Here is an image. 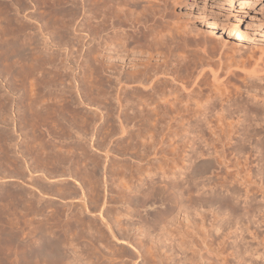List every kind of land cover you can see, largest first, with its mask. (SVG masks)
<instances>
[{
  "label": "rangeland",
  "instance_id": "374dc122",
  "mask_svg": "<svg viewBox=\"0 0 264 264\" xmlns=\"http://www.w3.org/2000/svg\"><path fill=\"white\" fill-rule=\"evenodd\" d=\"M103 1L92 0V4ZM71 3V0H28L26 10L21 14L14 0H0V264H264V223L256 224L254 214L253 198L257 190L254 185L256 174L253 173L256 163L252 149L254 128L250 122L239 126L236 119L227 118L223 123L226 127L223 124L213 126L214 132L210 131L211 127H202L204 124L195 122L193 127L191 124L190 134V137L198 134L195 140L184 135L175 136L171 131L175 127L172 126V135L168 136L170 132L164 130L166 136L163 140L156 139L159 141L157 145L150 140L141 142L134 137L137 133L134 123L132 126L126 123L125 133H120L116 120L117 107L104 110L103 107L90 106L81 92L86 83L77 82L81 80L84 62L91 65L96 59L99 65L104 66L103 69L117 63L118 60L113 61L112 52L100 48L102 41L115 32L121 37L128 36L129 49L143 53L141 60L145 63H162L160 54L173 62L174 67L170 69L179 70L178 74L188 82V88L201 89L203 96L209 95L214 84L211 78L216 74L217 77L219 75L218 83L224 85H220L224 89L221 88L222 98L237 99L246 105V91L252 88L248 79L252 60L264 48V11H257L259 4L264 5V0H116L114 4L107 3L108 6L128 10V17L120 15V25L114 29L111 26L108 29L98 27L97 32L94 29L95 35L92 27V31L87 28L88 34L80 31L77 25L78 6L74 7ZM32 11L42 14L46 28L36 22L39 19L35 20V16L29 17ZM17 18L22 21L32 19L35 25L32 29L19 31L14 26ZM16 49L21 50V56L33 51L41 57V53L45 52L53 60L61 61L59 74L64 84L53 89L49 87L48 90H53L50 95L46 93L41 97V100L43 97V100H49L50 106L53 103L55 106L43 119L22 120L26 111L19 108L20 104L17 105L18 93L11 86L16 75ZM150 52L152 57L147 60ZM108 53L112 56L108 57ZM109 58H113L112 61H108ZM123 59L127 63L130 58ZM121 64L123 62L119 64L118 61L116 68ZM227 64L233 69L224 67ZM124 69H129L128 65ZM92 72L87 71L89 81L94 80ZM113 80L114 83L116 79ZM161 80H165L163 75ZM168 81L170 83V79ZM113 83L111 86L114 87ZM111 86H104L102 90L106 92L105 97L110 96L107 100L113 102L118 85L114 90ZM57 89H61L60 92ZM25 101L24 105L29 102ZM58 104L61 108L64 105L62 111ZM54 109L60 116H74L78 121L91 116L95 129L89 127V133L82 135L81 131L79 133L78 129H72L66 121L63 122ZM188 113L187 118L192 115L189 119H194V113ZM59 128L77 133L70 138L58 137ZM48 129H54L52 132L57 133V138H50L46 132ZM96 129L102 133L114 132V135L103 139L98 134L94 137ZM194 129H198L199 133ZM240 133L244 134L243 140ZM188 139L192 140L191 143ZM145 142H149L148 149ZM152 144L156 149L160 147L158 149H161V154L164 153V159L158 157L160 152L158 149L154 151ZM172 149L176 151L174 154ZM197 150L201 151L200 155ZM145 153L148 155L145 156ZM170 153L175 155L174 159ZM141 154L145 159L141 158ZM151 154L156 155L153 157ZM69 155L75 158L78 166ZM172 160L173 163L176 161L177 168ZM81 165L88 168L83 167L82 170ZM139 171H144L141 175L148 177L149 174L151 177V180L146 178L141 187L138 185L144 175H139ZM162 173L176 179L174 184L178 187L175 185L177 193L174 201L170 197L173 191L160 180ZM181 173L184 177L179 175L184 179H181L182 182L178 178ZM161 189L163 191H159ZM147 191L149 196L145 194ZM178 192L181 197H177ZM140 227L142 230H139ZM146 231L147 235H143Z\"/></svg>",
  "mask_w": 264,
  "mask_h": 264
},
{
  "label": "bare ground",
  "instance_id": "6f19581e",
  "mask_svg": "<svg viewBox=\"0 0 264 264\" xmlns=\"http://www.w3.org/2000/svg\"><path fill=\"white\" fill-rule=\"evenodd\" d=\"M28 0H14V4L16 6V9L17 11H19L21 14H23L26 9V2ZM38 1V0H36ZM106 1V0H104ZM100 3V4H92V0H71V4L74 5V7L77 5V10H78V16H77V25H78V28H80L81 30L80 31H86L88 30L90 27H92V30L94 32V35H95V30L99 27H103L104 29L107 28L108 29V26H111L112 29H114V27L120 25V15L122 16H125L124 18L128 17L127 15H129V12L128 10H120L113 7L112 5L111 6H108L109 4L107 3H113L116 1V0H109V2H105L104 3ZM244 2H250V1H253V2H260L262 0H243ZM33 2H35V0H33ZM94 2V1H93ZM99 2V1H98ZM102 2V1H101ZM119 2V1H118ZM39 3V2H38ZM117 3V2H116ZM129 3V2H128ZM118 4V3H117ZM105 5V6H104ZM224 5V4H223ZM115 6V5H114ZM46 7V5H45ZM105 7V8H103ZM125 8V7H124ZM35 10V9H34ZM41 10V9H40ZM29 11V10H28ZM259 12H263L264 11V5L262 4H259L258 5V10ZM45 12V11H44ZM50 12V11H49ZM42 13V12H41ZM47 13V12H45ZM98 13L100 14V16H97ZM20 14V15H21ZM38 15V17H37ZM45 15V14H44ZM24 16V15H23ZM36 17L35 20H38L36 22H40V24L42 26H44L43 28H46L45 24H47L46 22L43 21V16L42 14H38L36 13V11H32L29 13V17ZM25 17V16H24ZM49 17V16H48ZM38 18V19H37ZM123 18V17H122ZM15 19V18H14ZM27 19V18H26ZM46 19V18H45ZM53 19V18H52ZM76 19V18H75ZM203 19V17L201 18ZM34 20V19H33ZM34 20V21H35ZM124 20V19H123ZM43 21V22H42ZM53 22V21H52ZM69 22V21H68ZM54 23V22H53ZM65 24V23H64ZM35 24L32 23V19L30 20H23L22 19H19L17 18L16 21H14V26L19 30H23L24 28H30L32 29L33 26ZM55 25V24H54ZM95 25V26H94ZM61 26V25H60ZM94 26V27H93ZM40 27V26H38ZM41 28V27H40ZM42 28V29H43ZM63 28V27H62ZM61 28V29H62ZM88 28V29H87ZM98 28V29H99ZM102 28V29H103ZM110 28V27H109ZM95 29V30H94ZM106 29V30H107ZM47 30V29H45ZM43 29V31H45ZM91 30V28H90ZM91 30V31H92ZM41 31V32H43ZM98 31H101L102 30H98ZM104 31V30H103ZM59 33L61 32V30L59 29L58 31ZM87 32V31H86ZM90 32V31H89ZM97 32V30H96ZM105 32V31H104ZM103 32V33H104ZM108 32V31H107ZM56 33V32H55ZM106 33V32H105ZM19 34V33H18ZM27 34V33H26ZM44 34V32H43ZM50 34V33H49ZM58 34V33H57ZM88 34V32H87ZM113 34V35H112ZM111 35H108L104 41H102V44H101V47L100 48H104L106 49L107 52H112L113 57V61L114 60H118L119 61V64L120 62L123 64H121L118 68H116V64L112 65L110 64L111 66H107L105 67V69H103V67L101 66V64L99 65V61H97L95 58V62L93 61V64L89 65L87 62H84V64L82 65V68H81V76H80V79L81 80H77L78 83H86L84 84L85 87L82 89V95L83 97H86V101L89 103V105H93V106H96L98 107V109L100 107H103L104 110H109V109H112V108H115L117 107L118 109V112H117V121L119 123V128H120V133L122 132L125 133V124H132L134 123L137 127L136 128V131L137 133L135 132L134 134V137L135 138H138L137 140L141 139V142L144 141V140H150L152 141V143H156V142H159L158 138H161L163 140V136L165 135V133L163 134L164 130H167L168 132H170V129L171 127H175L173 130V134L175 136H181V135H184L186 138H189L190 137V134L192 133L191 131V124H192V127H193V123L197 122L200 124H204L202 127H204L205 125L207 127H211L210 131L215 130V128L213 129V126L214 127H220L218 125L220 124H223L224 121L227 119H236V121L238 122L239 126L240 125H244L247 124V122H250L251 123V126H253V131H254V134H253V138H252V149L253 151L255 152V163H256V170L255 173H253L255 175V179H256V183H252L254 185H256V192L254 191V193H256V196L253 198L254 199V209H255V213L256 214V217L255 219H257L256 221V224H261V223H264V48L262 50L261 48V52L259 53V56L256 55L257 57L255 58V56H253L255 59L252 60L253 64H252V68L251 69V75L249 73V82H251L250 84H252V88L250 91H246V95H247V98H245L247 101H246V105L237 100V99H234V100H226L228 98L225 97V99L222 98L223 96V93H222V89L223 87L221 86H224V85H221V83H218L219 81V75L217 77L216 74H213V79L212 81L214 82V84L212 85V91L210 92V94L206 95V96H203L204 94H202V91H200L201 89H198L199 90H196V89H191V88H188L189 84L188 82L184 81L185 79H182L181 76H179V70H173V69H170L172 68V66L174 67V64H172L167 58H163L161 57V54L159 55V59H163L162 63H159V62H156V63H153L150 64V63H145L144 61H142V55H144L143 53L135 51L133 48L129 49V40H128V36L126 37V35H122L121 36H118V35H115V32H113ZM61 35V34H59ZM93 35V34H91ZM90 35V36H91ZM130 35V34H129ZM40 36V35H39ZM42 36V35H41ZM58 36V35H57ZM29 37V36H28ZM35 37V36H34ZM18 38V37H17ZM56 38V37H55ZM58 38V37H57ZM61 38V37H60ZM82 38V37H81ZM42 40V39H41ZM49 40V39H48ZM63 41V40H62ZM57 42V41H56ZM59 42H61L59 40ZM17 43L19 44L18 40H17ZM30 43V42H29ZM100 44V43H99ZM58 45V44H57ZM98 45V44H97ZM151 45V44H150ZM20 46V45H19ZM99 47V46H98ZM148 47V46H147ZM151 47V46H150ZM162 47V46H161ZM264 47V46H262ZM19 49V48H18ZM31 49V48H30ZM147 50V49H146ZM18 50L16 49V52ZM21 51V50H20ZM18 51L16 54L17 58L15 60V73L16 75L14 76L15 78H13V89L14 91H16V93H18V103L17 105L20 104V107L19 108H25V111H26V114L25 116H22V120L25 122V121H28V119H40L42 117H45L46 113L51 110L52 106H54L52 104V106H50V103H48L49 100H41V97L44 96V94L48 93L50 95V93L53 91L52 89L55 88L56 86L57 87H61V85H63L64 83V80H62L63 78L61 77L62 75H60V64L61 61L58 60V59H54L51 58L49 55H47V53H41L42 56L39 57L37 55H35V53L33 51H30L29 54L25 55V56H21V53ZM240 51V49H239ZM239 51L237 53H239ZM253 52V51H252ZM111 53H108L106 55L109 56H112ZM253 54V53H252ZM165 55V54H163ZM240 55V54H239ZM249 55V54H248ZM148 58H151L152 57V53H148ZM178 56V55H177ZM237 56V55H236ZM244 56V55H243ZM252 56V55H251ZM165 57H168V56H165ZM249 57V56H248ZM247 57V58H248ZM123 58H130L129 61L126 63L125 59ZM170 58V57H169ZM179 58V57H178ZM233 58V57H232ZM240 58V57H239ZM111 58L108 59V61H112ZM158 59V58H157ZM151 60V59H150ZM176 60V59H175ZM233 60V59H231ZM148 62V61H146ZM176 62V61H175ZM227 62V61H226ZM232 62V61H231ZM234 62V61H233ZM177 64V63H176ZM13 65V64H12ZM128 65L129 69L130 68H133V69H124V66ZM224 65V64H223ZM230 65V64H229ZM13 66V68H14ZM228 64L224 67L227 68ZM231 67V65H230ZM228 66V69L230 68ZM102 68V69H101ZM178 68V67H177ZM225 68V69H226ZM124 72H123V70ZM225 69H222V70H225ZM230 69H233V68H230ZM89 70H92V74H94V80L93 81H89V79L87 78V71ZM229 71V70H227ZM123 72V74L121 75V73ZM203 72V71H202ZM233 72V71H232ZM200 73V72H199ZM231 73V71L229 72ZM228 74V73H227ZM225 74V75H227ZM162 75L164 77V81L161 80L162 79ZM182 75V74H181ZM199 75V74H198ZM166 76V77H165ZM231 76V75H230ZM64 77V76H63ZM170 79V83H169V79ZM187 77V76H186ZM193 77V76H192ZM247 77V76H245ZM243 77V78H245ZM113 79H116V81L113 83ZM168 79V80H167ZM221 79V78H220ZM192 80V79H191ZM190 80V81H191ZM80 81V82H79ZM124 81V82H123ZM188 81V80H187ZM76 82V80H75ZM221 82V81H220ZM246 82V81H245ZM248 82V81H247ZM74 83V82H73ZM115 84L118 85V88L116 89L115 86H111V84ZM72 84V82H71ZM245 84V83H244ZM249 84V83H248ZM75 85V84H73ZM80 85V84H79ZM78 85V86H79ZM195 85V84H194ZM200 85V83H199ZM221 85V86H220ZM71 86V85H70ZM104 86H107V87H110L112 88V90H114V88L116 89V92L115 95L113 93V91H111L114 95L113 97V102L111 100H107L108 97H105V93L102 89ZM251 86V85H250ZM51 88L52 89H49L48 88ZM192 87V86H191ZM211 87V86H209ZM222 88V89H221ZM65 89V88H64ZM74 89V88H73ZM204 89V88H203ZM58 90V89H57ZM61 90V89H59ZM58 90V91H59ZM109 91V90H108ZM224 91V89H223ZM60 92V91H59ZM80 92V93H81ZM110 92V91H109ZM110 92V93H111ZM72 93V92H71ZM108 93V92H107ZM109 93V94H110ZM225 93V92H224ZM78 95V94H77ZM47 96V95H46ZM45 96V97H46ZM69 96V95H68ZM204 97V98H203ZM224 97V96H223ZM241 97V96H240ZM246 97V96H245ZM49 98V97H48ZM52 98V97H51ZM106 98V99H105ZM112 98V96H111ZM28 100L27 104L24 105V102H26L25 100ZM47 99V98H46ZM60 99V97H59ZM232 99V98H231ZM85 100V99H84ZM54 101V100H53ZM62 102V101H61ZM4 103V102H3ZM244 105H243V104ZM215 104H217L215 106ZM59 105V104H58ZM3 106V105H2ZM61 105H59V109L61 108L60 107ZM70 106V105H69ZM55 107V106H54ZM18 108V109H19ZM57 108V107H56ZM57 108V109H58ZM64 108V105L63 107ZM62 108H61V111H62ZM90 108V107H89ZM56 111V113L58 114L59 112H57L56 109H54ZM66 110V109H65ZM18 111V110H17ZM25 111H22L25 112ZM16 112V111H15ZM20 112V111H19ZM28 112H30V115L28 114ZM53 112V111H51ZM67 112V111H65ZM188 112H193L194 113V119H189L192 115H190L189 118H187L188 116L186 115V113ZM92 114V113H91ZM99 114V113H98ZM190 113H188L189 115ZM48 115V113H47ZM61 115H63V112L61 113ZM65 115V114H64ZM18 116V117H20ZM56 116V115H55ZM54 116V117H55ZM58 117H62L58 114ZM88 117V116H87ZM87 117L85 119H82L81 121L78 119H76L74 116H63L61 118V120H63V122H67L68 125H70V127L75 128V129H78L79 130V133L82 132V135H87L89 132L87 130H89L88 128L89 127H93V130L95 129V122H93V118L92 119H87ZM193 117V116H192ZM49 118V117H48ZM100 118V117H99ZM105 118V117H104ZM215 118V119H214ZM45 119V118H44ZM60 119V118H59ZM58 119V120H59ZM51 120V119H50ZM96 120V119H95ZM226 120V121H227ZM21 121V120H19ZM192 121V123H191ZM36 122V121H35ZM51 122V121H50ZM21 123V122H20ZM249 123V124H250ZM24 124V123H23ZM27 124V123H26ZM41 124V122H40ZM54 124V123H53ZM59 124V122H58ZM132 124V125H134ZM214 124V125H212ZM229 124H233V123H230ZM228 124V125H229ZM131 125V126H132ZM160 125V127H159ZM197 126V124H194ZM198 125V126H199ZM226 125V124H225ZM223 124V126H225ZM237 125V123H236ZM52 126V125H51ZM61 126V124H60ZM107 126V125H106ZM200 126V127H201ZM205 126V127H206ZM222 126V128H223ZM232 126V125H231ZM42 127V126H41ZM50 127V125H49ZM63 127V126H62ZM134 127V126H133ZM152 127V129H151ZM187 127V128H185ZM201 127V128H202ZM226 127V126H225ZM230 127V126H229ZM44 128V127H43ZM64 128V127H63ZM97 128V127H96ZM190 128V129H189ZM195 128V126H194ZM199 129V127H197ZM46 129V128H45ZM104 129V128H103ZM185 129V130H183ZM198 129H194L196 132ZM203 129V128H202ZM201 129V130H202ZM219 129V128H217ZM252 129V128H251ZM54 130V129H52ZM52 130L50 131L48 129V131H46L48 133V136L52 139L54 137H56L55 134L57 133H53ZM58 130V129H57ZM60 133H58V137H73V135L75 133H77L76 131L73 132L72 130L71 131H65V129H60ZM115 130V129H114ZM133 130V129H132ZM200 130V129H199ZM199 130L197 133H199ZM21 131V130H20ZM81 131V132H80ZM97 132L93 133L92 136L98 134L99 136L106 138L107 136H112L114 135V132H109L108 133H102L101 131L97 130ZM167 131H166V134H167ZM207 131V130H206ZM235 131V130H234ZM237 131V130H236ZM247 131V130H246ZM251 131V130H250ZM45 132V133H46ZM57 132V131H56ZM99 132V133H98ZM107 132V131H106ZM127 132V131H126ZM204 132V131H203ZM212 132V131H211ZM229 132V131H228ZM232 132V131H231ZM91 133V132H90ZM116 133V132H115ZM118 133V132H117ZM129 133V132H128ZM131 133H134L131 131ZM219 133V132H218ZM217 133V134H218ZM221 133V132H220ZM224 133V132H222ZM221 133V134H222ZM32 134V133H31ZM54 134V135H53ZM92 134V133H91ZM172 135L171 132L168 133L167 135L169 136ZM216 134V133H215ZM226 134V133H225ZM224 134V135H225ZM35 135V134H34ZM37 135V134H36ZM79 135V134H78ZM119 135V134H118ZM121 135V134H120ZM129 135V134H128ZM198 135V134H197ZM197 135H191L192 137H190L192 140H195V139H198L197 138ZM213 135V134H212ZM211 135V136H212ZM220 135V134H219ZM230 135V133L228 134V136ZM232 135V134H231ZM237 135V134H236ZM91 136V137H92ZM97 136V135H96ZM133 135H131L132 137ZM166 136V135H165ZM202 136V135H201ZM200 136V137H201ZM221 136V135H220ZM227 136V135H226ZM95 137V136H94ZM117 137V136H115ZM114 137V138H115ZM122 137V136H121ZM183 137V138H185ZM213 137V136H212ZM231 137V136H230ZM240 137L241 139L243 140L244 138V134L243 133H240ZM45 138V137H44ZM57 138V137H56ZM82 138V137H81ZM108 138V137H107ZM111 138V137H110ZM171 138V137H170ZM202 138V137H201ZM199 138V139H201ZM217 138H218V135H217ZM86 139V138H85ZM89 139V138H88ZM97 139V138H96ZM160 139V141H161ZM166 139V137H165ZM171 139H175L174 138H171ZM180 139V138H178ZM49 140V139H48ZM73 140V139H72ZM90 140V139H89ZM98 140V139H97ZM96 140V141H97ZM134 140V139H132ZM170 140V139H168ZM192 140H189V143H191L190 141ZM202 140V139H201ZM241 140V141H242ZM246 140V139H245ZM41 141V140H40ZM104 141V140H103ZM155 141V142H153ZM187 141V140H186ZM89 142V141H88ZM106 142V141H105ZM139 142V141H138ZM163 142V141H162ZM168 142V141H167ZM198 142V141H197ZM246 142V141H245ZM244 142V143H245ZM102 143V142H101ZM140 143V142H139ZM144 143V142H143ZM149 144V142H147ZM145 142V144H147ZM151 143V142H150ZM164 143H165V140H164ZM181 143V142H180ZM186 143V142H185ZM194 144V141L192 142ZM205 143V142H204ZM97 144V143H96ZM143 144V145H145ZM148 144L147 146H145L146 148L148 147ZM179 144V143H178ZM191 144V145H193ZM230 144V143H229ZM104 145V144H103ZM113 145V144H112ZM142 145V143L140 144ZM151 145V144H150ZM149 145V150H150V146ZM154 144H152V148H154L153 146ZM157 145V143H156ZM160 145V144H159ZM158 145V146H159ZM164 145V144H163ZM175 145V144H174ZM190 145V147H191ZM200 145V144H199ZM198 145V147H199ZM211 145V144H210ZM38 146V145H37ZM157 146V147H158ZM161 146V145H160ZM185 146L188 147V145L186 144ZM203 146V145H202ZM205 146V145H204ZM208 146V145H207ZM186 147V148H187ZM189 147V149H190ZM195 147V146H193ZM213 147V146H212ZM44 148V147H43ZM142 148V146H141ZM146 148H143L142 150H146ZM160 148V147H158ZM157 148V149H158ZM167 148V147H166ZM173 149L175 147H172ZM238 148V147H236ZM57 149V148H56ZM75 149V148H74ZM79 149V148H78ZM77 149V150H78ZM89 149V148H88ZM115 149V148H114ZM148 149V148H147ZM156 149V146L154 148V151ZM173 149L171 150V152L173 151ZM188 149V148H187ZM202 149V148H201ZM209 149V148H208ZM214 149V148H213ZM239 149H240V146H239ZM243 149V148H242ZM251 149V150H252ZM32 150V149H31ZM40 150V149H39ZM76 150V151H77ZM80 150H82V148H80ZM160 150V151H159ZM176 150V148H175ZM191 150H192V147H191ZM189 150L190 152L194 153L193 151L195 150L193 148V151ZM210 150V149H209ZM237 150V149H236ZM43 151V150H42ZM46 151V150H45ZM50 151V150H49ZM75 151V152H76ZM198 151V150H197ZM196 151V152H197ZM208 151V150H207ZM216 151V150H214ZM214 151H212V153H214ZM240 151V150H239ZM242 151V150H241ZM53 152V151H52ZM61 152V151H60ZM84 152V151H83ZM82 152V153H83ZM152 154L154 153L153 152V149H152ZM157 152V151H156ZM158 152H160V155L158 153V157L162 156V153L161 154V149H158ZM174 152L176 151H173L172 153L174 154ZM201 152V151H198V153ZM50 153V152H48ZM57 153V152H56ZM80 151L77 152V154L79 155ZM109 153V152H108ZM134 153V152H133ZM137 153V152H136ZM148 153V152H146ZM146 153L144 154L145 156ZM189 153V152H188ZM42 154V153H41ZM71 154V153H70ZM74 154V152H73ZM77 154H74V155H77ZM151 156H155V155H152ZM196 154V153H195ZM202 154V153H201ZM218 154V153H217ZM242 154V153H241ZM54 155V154H52ZM135 155V154H134ZM142 155V154H141ZM171 155V153H170ZM194 155V154H193ZM200 155V153H199ZM253 155V154H252ZM56 156V155H55ZM54 156V157H55ZM70 156V155H69ZM73 156V155H72ZM145 156H141V158L145 159L144 157ZM150 156V157H151ZM169 156V155H168ZM172 156V155H171ZM175 157V155H173ZM172 156V158L174 159V157ZM197 156V155H196ZM216 156V154H215ZM219 156V155H218ZM71 157V156H70ZM76 157V156H75ZM81 156H79L78 158H80ZM137 157V156H136ZM161 157V158H162ZM188 157H192V156H188ZM222 157V156H221ZM254 157V156H253ZM72 158V157H71ZM147 158V157H146ZM149 158V156H148ZM171 158V157H170ZM214 158V156H213ZM217 158V157H216ZM48 159V158H47ZM46 159V160H47ZM51 159V158H50ZM57 159V157H56ZM73 159V158H72ZM75 159V158H74ZM73 159V160H74ZM159 159V158H158ZM164 159V157L162 158ZM169 159V158H168ZM176 159V158H175ZM243 159V158H242ZM45 160V159H44ZM49 160V159H48ZM47 160V161H48ZM63 160V159H62ZM166 160V159H165ZM177 160V159H176ZM186 160V159H185ZM188 160V159H187ZM219 160V159H218ZM246 160V159H245ZM40 161V160H39ZM46 161V162H47ZM50 161V160H49ZM53 161V160H52ZM84 161V160H83ZM145 161V160H144ZM151 163L153 162L152 160H150ZM148 161V163L150 162ZM162 161V160H161ZM184 161V160H183ZM192 161V159H191ZM44 162V161H42ZM73 162V161H72ZM81 162V161H80ZM164 164H167L165 163V161H163ZM176 161H174L173 163V160H172V164L174 165ZM243 162V161H242ZM70 163V162H69ZM73 163H76V161L74 160ZM78 163V162H77ZM76 163V164H77ZM160 163V162H159ZM220 163V161H219ZM43 164V163H42ZM44 164H46L44 162ZM150 164V163H149ZM148 164V165H149ZM163 164V165H164ZM169 164V163H168ZM187 164V163H186ZM227 164V162H226ZM50 165V164H49ZM74 165V164H73ZM112 165V164H111ZM151 165V164H150ZM162 165V166H163ZM177 164H175V167H176ZM189 165H190V162H189ZM188 165V166H189ZM225 165V164H224ZM78 166V164H77ZM162 166L160 168H162ZM17 167V165H16ZM21 167V166H20ZM83 167H86L88 168L87 166H83ZM83 167L81 165L80 168H82L83 170ZM174 167L175 170H177L176 168ZM186 167V166H185ZM18 168V167H17ZM75 168H79V167H75ZM79 168V169H80ZM109 168V167H108ZM159 168V169H160ZM171 168V166H170ZM184 168V167H183ZM187 168V167H186ZM254 168V167H253ZM112 169V168H111ZM149 169V168H148ZM146 169V170H148ZM153 169V168H151ZM151 169H150V172H151ZM172 169V168H171ZM171 169H170V172H171ZM179 169V168H178ZM68 170V169H67ZM77 170V169H76ZM81 170V169H80ZM80 170H77L80 172ZM80 173H84V171ZM137 170V169H136ZM135 170V172H136ZM141 170H144V169H141ZM163 170V168H162ZM165 170H166V167H165ZM181 170V169H179ZM190 170V169H188ZM72 171H73V168H72ZM88 171V170H87ZM138 171V170H137ZM161 171V170H160ZM169 171V170H168ZM75 173V170L73 171ZM71 172V173H73ZM77 172V174L79 173ZM116 172V171H115ZM140 172V171H139ZM144 172V171H142ZM139 173V175H141V173ZM153 172V170H152ZM159 172V170H158ZM169 172V173H170ZM174 172V170H173ZM183 172V170H182ZM61 173V172H60ZM73 173V174H74ZM91 173V172H89ZM117 173V172H116ZM146 173V172H145ZM160 173V172H159ZM168 173V172H167ZM166 173V175H167ZM176 173H179V172H176ZM184 173V172H183ZM183 173L181 174H178V178H179V175H181L182 178L183 177ZM243 173V172H242ZM58 174V173H57ZM62 174V173H61ZM76 174V173H75ZM87 174V172H86ZM155 174V173H154ZM161 174V173H160ZM163 174V173H162ZM165 174V172H164ZM161 175L160 177V180L162 179L163 181V185L164 183L167 184V186L170 188L169 190H172L173 193H172V196L170 197H173V201L175 199V193H177V190H175V185L174 184V179L172 178V175H170L171 177L169 176H166V175ZM173 174V173H172ZM144 175V176H143ZM141 176L142 179L139 181V185L138 187H141L142 185H144V181L146 178H151L148 174V177L146 174H143ZM152 175V174H151ZM174 175V174H173ZM177 175V174H176ZM74 176V175H73ZM72 176V177H73ZM125 176V175H124ZM146 176V177H145ZM160 176V175H159ZM158 176V178H159ZM54 177V176H53ZM79 177V175H78ZM140 177V176H139ZM139 177H138V180H139ZM153 177V176H152ZM77 178V177H76ZM123 178V177H122ZM131 178V176H130ZM133 178V177H132ZM154 178V177H153ZM156 178V177H155ZM177 178V177H176ZM182 178H179L182 182ZM182 179V180H181ZM254 179V180H255ZM74 180H75V177H74ZM121 180V179H120ZM151 180V179H150ZM149 180V181H150ZM154 180V179H153ZM176 180V179H175ZM178 180V179H177ZM242 180V178H241ZM246 180V179H245ZM186 181V180H185ZM184 181V182H185ZM243 182H245L244 180H242ZM109 182V181H108ZM113 182V181H112ZM121 182V181H120ZM138 182V181H137ZM148 183V180L146 181ZM151 182V181H150ZM155 182V181H154ZM158 182V181H156ZM187 182V181H186ZM185 182V183H186ZM177 183V181H176ZM184 183V184H185ZM152 185V183H150ZM159 184V183H158ZM162 184V183H161ZM243 184V183H242ZM245 184V183H244ZM248 184V183H247ZM154 185V184H153ZM251 185V184H250ZM248 185V186H250ZM127 186V185H126ZM148 186V184H146V187ZM157 186V185H156ZM165 186V185H164ZM167 186H166V189H167ZM178 187V185H176ZM134 187V186H133ZM144 186V188H146ZM163 187V186H162ZM161 187V188H162ZM148 188V187H147ZM154 188V187H153ZM185 188V187H184ZM254 188V187H253ZM137 190V188H135ZM141 190V188H138ZM152 189V187H151ZM164 189V188H163ZM243 189V188H242ZM246 189V188H245ZM134 190V189H133ZM136 190H134L136 192ZM149 190V189H147ZM255 190V189H253ZM146 191V189H145ZM159 191H163L162 189L159 190ZM142 192H144L142 190ZM53 193V192H52ZM161 193V192H160ZM164 193V192H162ZM247 193V192H246ZM245 193V194H246ZM250 193V192H249ZM62 194V193H61ZM146 196H149L148 194V191L147 193H145ZM58 195V194H57ZM71 195V194H70ZM143 195V194H142ZM163 195V194H162ZM167 195H170L169 193ZM179 192L177 194V197H178ZM244 195V193L242 194V196ZM255 195V194H254ZM253 195V196H254ZM59 196V195H58ZM159 196V195H158ZM246 196V195H245ZM245 196H244V199H245ZM67 197V196H66ZM167 197V196H166ZM176 197V198H177ZM181 197V195H180ZM247 197V196H246ZM248 198V197H247ZM172 199V198H171ZM252 197H251V200L253 201ZM167 200V199H166ZM176 200V199H175ZM179 200V199H178ZM177 200V201H178ZM124 201V200H123ZM169 201V200H168ZM176 201V202H177ZM180 201V200H179ZM251 201V202H252ZM93 203V202H92ZM174 203V202H172ZM181 203V202H180ZM178 204V203H177ZM49 208V207H48ZM85 208V207H84ZM255 216V215H254ZM127 223V222H126ZM139 223V222H138ZM141 223V222H140ZM139 223V225H140ZM138 225V224H137ZM143 225V224H142ZM145 225V224H144ZM141 226V225H140ZM146 226V225H145ZM261 226V225H260ZM136 227V226H135ZM139 227V226H138ZM141 228V227H140ZM139 230H142V228ZM144 229V227H143ZM148 229V228H147ZM146 229V230H147ZM144 233V232H143ZM147 233V231L143 234L145 235ZM147 235V234H146ZM148 235H149V232H148ZM205 237V236H204ZM147 238V237H146ZM148 239H149V236H148ZM200 239V238H199ZM201 239H202V236H201ZM200 239V240H201ZM152 240V239H150ZM206 239H204L205 241ZM158 241V240H157ZM201 242V241H200ZM160 243V242H158ZM169 243V242H168ZM202 243V242H201ZM204 244V243H203ZM202 244V245H203ZM168 245V244H167ZM169 246V245H168ZM171 246V245H170ZM169 246V247H170ZM204 247V246H203ZM206 247V246H205ZM200 250V249H199ZM104 255V254H103ZM212 261V260H211ZM111 262V261H110ZM52 263V262H51ZM159 263V262H157ZM156 263V264H157ZM161 263V261H160Z\"/></svg>",
  "mask_w": 264,
  "mask_h": 264
}]
</instances>
